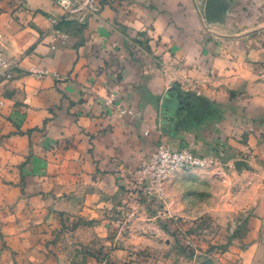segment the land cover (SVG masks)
<instances>
[{
  "label": "crops",
  "instance_id": "1",
  "mask_svg": "<svg viewBox=\"0 0 264 264\" xmlns=\"http://www.w3.org/2000/svg\"><path fill=\"white\" fill-rule=\"evenodd\" d=\"M96 1L80 24L51 0H0V264H117L90 254L110 252L105 214L161 144L264 142V0L209 16V0ZM255 248L238 264H264Z\"/></svg>",
  "mask_w": 264,
  "mask_h": 264
},
{
  "label": "rangeland",
  "instance_id": "2",
  "mask_svg": "<svg viewBox=\"0 0 264 264\" xmlns=\"http://www.w3.org/2000/svg\"><path fill=\"white\" fill-rule=\"evenodd\" d=\"M233 149L222 144L198 154L203 165L169 174L155 163L156 150L123 179L116 206L105 214L110 252L90 257L107 263L114 256L117 264H238L252 247L257 256L264 217L250 202L264 200V142L241 154Z\"/></svg>",
  "mask_w": 264,
  "mask_h": 264
},
{
  "label": "built area",
  "instance_id": "3",
  "mask_svg": "<svg viewBox=\"0 0 264 264\" xmlns=\"http://www.w3.org/2000/svg\"><path fill=\"white\" fill-rule=\"evenodd\" d=\"M53 4L64 11L65 19L72 20L80 24H86L89 19L95 17L100 12L101 7L96 0H51ZM68 39V34L56 28L53 31V40L55 43L61 41L65 43ZM7 67V62L0 55V69ZM43 74V73H39ZM131 113L126 110H121V115ZM156 164H161L162 172L165 174L172 173L177 169L187 167H198L205 163L202 157L197 153L189 150L187 147H181L178 150H173L166 144H161L156 154L154 155ZM145 164V163H144Z\"/></svg>",
  "mask_w": 264,
  "mask_h": 264
},
{
  "label": "water",
  "instance_id": "4",
  "mask_svg": "<svg viewBox=\"0 0 264 264\" xmlns=\"http://www.w3.org/2000/svg\"><path fill=\"white\" fill-rule=\"evenodd\" d=\"M214 4V0H209L207 3V16H209L210 12L213 9V5ZM171 94H173L172 92L168 93L166 99H165V105H164V116L170 117V114L174 111L173 110V103L172 101H169V99L172 100L171 98ZM169 115V116H168Z\"/></svg>",
  "mask_w": 264,
  "mask_h": 264
},
{
  "label": "trees",
  "instance_id": "5",
  "mask_svg": "<svg viewBox=\"0 0 264 264\" xmlns=\"http://www.w3.org/2000/svg\"><path fill=\"white\" fill-rule=\"evenodd\" d=\"M57 28H59V29H60V27H57ZM169 101H173V100L169 99Z\"/></svg>",
  "mask_w": 264,
  "mask_h": 264
}]
</instances>
